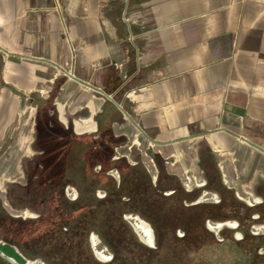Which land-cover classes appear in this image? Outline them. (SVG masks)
I'll return each mask as SVG.
<instances>
[{
  "label": "crops",
  "instance_id": "crops-1",
  "mask_svg": "<svg viewBox=\"0 0 264 264\" xmlns=\"http://www.w3.org/2000/svg\"><path fill=\"white\" fill-rule=\"evenodd\" d=\"M39 100L154 184L264 207V0H0V140Z\"/></svg>",
  "mask_w": 264,
  "mask_h": 264
},
{
  "label": "rangeland",
  "instance_id": "rangeland-1",
  "mask_svg": "<svg viewBox=\"0 0 264 264\" xmlns=\"http://www.w3.org/2000/svg\"><path fill=\"white\" fill-rule=\"evenodd\" d=\"M35 101L29 104V111L22 115L25 122L29 115L32 117L31 130L27 135L28 139L22 151L18 150L19 142L22 139L20 135L22 131H18L15 135L6 139L7 141L0 140V202L9 216L14 218V220L25 223L21 225L20 223L18 225L17 222L14 223V230L19 228L23 231V233L18 234L17 231L16 233L14 232L17 235L15 238L26 236L25 239L28 240L30 245L28 247L29 253L39 256L35 259H30L24 256L18 247L9 244L5 240L7 233L4 227L0 230V247H6L10 250L5 251L2 248L0 250V254H4L2 256L7 258L12 256L20 261L33 264H47L40 254L46 255L50 253L48 255L50 260L61 264H69L70 262L87 264L109 263L113 259V254L109 246L100 238L99 230L113 247L120 249V259L113 264H253L252 256L244 253L236 243V241L242 239V233L238 230V221L226 219L234 215L242 218L244 216L242 207L231 202L232 198L228 193L223 196L225 198L224 207L221 209L220 214L215 216L219 217L221 221L207 220L205 222V227L212 233L217 243L211 244L208 241L200 248H190L176 243L173 241V236H183L181 226L184 220L194 212L195 204L218 203L220 196L216 193L202 192L193 201L179 202L173 198H168V200L161 199L160 195L147 191L144 195L137 194L133 201H128L126 196H122L121 201L124 205L121 208H115L110 205L112 202L109 200L112 199V196L108 195L103 187H110L111 190L113 185L114 187L119 186L121 175L119 170L113 167L116 164L112 163V160L116 156L123 155L126 150L125 148H120L115 151L114 148L113 156L108 159L112 152L110 149L111 141L107 136L100 138L95 135L92 137V148H96V145H98L96 148L97 154L95 155L96 160L99 161L92 163L94 158H92V161L88 160L86 164H84L83 160L78 161L77 164L80 165V168L83 165L85 166L84 169L80 170L81 179L76 181V185H66L63 190L64 197L68 201H75L78 198L82 183L87 182L88 186H90L92 181L98 182L91 196L93 197L92 206L82 211L72 212L69 216L66 215L65 222L60 224V229H56L53 232V228L49 223L50 220L47 218L48 209L46 207H39V209L37 207L30 208L19 199L23 191L21 187L27 184L28 174L34 171L30 169L32 166L31 162L38 154L42 153L36 142L38 105ZM41 118L43 124L39 125V134L48 130H51L56 136L63 131L74 133L71 122L63 124L59 121L58 113L51 103L43 107ZM6 144H11V147H7ZM128 154L131 160L138 159L139 152L136 149H131ZM27 165H29L28 170L26 169ZM121 166L125 172L126 168L122 164ZM148 170L151 172L153 168L149 167ZM35 172L38 174L39 170H35ZM87 184L85 183V185ZM144 187L146 188V186ZM241 198L244 201L239 200L243 203H253L245 196H241ZM106 199L109 202L107 205L106 202L102 203ZM198 199H200L199 203H196ZM132 207L138 210L139 213L126 211ZM41 209L44 210V218L41 217L38 211ZM128 216L137 217L149 224L153 230L152 233H154L151 246L139 239L138 232L133 226V220ZM221 222L227 225H220L216 230L210 228V225H218L217 223ZM89 223L91 226H88ZM126 223L132 228L138 241L134 240ZM247 223L243 220L241 226L246 227ZM92 226L93 228L90 230L89 227ZM248 227L249 231L254 235L264 234V221L253 222ZM38 237L39 240L37 239ZM4 244L7 246H2ZM36 246H39V248ZM52 249L55 250L53 255L51 253ZM101 251L102 255H99ZM258 253L263 254L264 248L259 249ZM0 264L8 263L0 258ZM17 264L21 263L17 262Z\"/></svg>",
  "mask_w": 264,
  "mask_h": 264
},
{
  "label": "trees",
  "instance_id": "trees-1",
  "mask_svg": "<svg viewBox=\"0 0 264 264\" xmlns=\"http://www.w3.org/2000/svg\"><path fill=\"white\" fill-rule=\"evenodd\" d=\"M36 103H38V112L36 117V142L38 143V147L42 153L38 154L36 158L32 160V166L30 169H33L34 171L28 174L27 184L21 187L23 191L19 199L30 208L37 207V209H39V207H46L48 209V212L46 213L47 218L50 220L49 223L53 228V232H55L56 229H60V224L65 222L64 220L66 215L69 216L72 212L75 213L77 210L82 211L83 209H87L92 206L93 197L91 196L95 187L98 185V182L92 181L90 186H88L87 182H85L87 185L82 183V186L80 185L78 198L75 201H68L64 197L63 190L66 185H76V181L81 179L82 176L80 175V170L84 169L85 166L83 165L80 168V165L77 164L78 161L83 160L85 162L84 164H86L88 160L92 161V158H94V162L92 163L99 161L96 160L95 155L97 154L96 148L98 145H96V148H92V135H76L72 132L61 131L62 133L56 136L51 130L44 131V133L42 132L39 134V125L43 124L41 110L45 106L46 102L39 100V102ZM108 129V123L99 121L98 136L100 138L107 136L111 141L110 149L112 153H110L108 157L109 159L111 156H113V149L117 144V141L108 134ZM45 144L46 146H44ZM112 161V163L116 164L113 165V167H116L120 172V183L118 187H114L112 184L113 188H111V190L110 187L103 188L106 190L108 195L112 196V199L109 201L112 202L110 205H113L115 208H121L124 205L121 201L122 196H126L128 201H133L137 194L140 193L141 195H144L147 191H149V193L160 195V197H162L161 199L168 200V198H173L179 202H190L193 201L197 196L196 192H187L174 176L160 172L158 179L154 184L152 183L149 173L142 165L138 164L132 166L128 164L123 158H114ZM121 164L126 168L125 172L123 171ZM28 168L29 165L26 166L27 170ZM35 170H39L38 174L35 172ZM144 186H146V188ZM167 191H173V193L169 195L164 194ZM229 195L232 198L231 202L240 205L244 210L243 218L236 215L226 218L235 219L239 223L238 230L242 233V239L236 241L237 245H239L240 249H242L244 253L252 256L251 258L253 259V264H264V253H258L259 249L264 248V234L254 235L249 231L248 227L253 222L264 221V207H249L243 202L234 198L231 194ZM223 196L224 194H221L220 201L216 204H195L194 212L184 220V223L181 226L183 230V236L178 237L174 235L173 241L190 248H200L208 241H210L211 244L214 242L217 243L212 233L205 227V222L207 220L221 221L219 217L215 216L220 214L221 209L225 205V198ZM107 200L108 199L103 200L102 203L106 202L107 205L109 203ZM38 211L41 217L44 218V210L41 209ZM126 211L139 213V211L135 210L134 207ZM255 213L259 215L258 219L256 220L252 219V215ZM243 220L246 223L248 222L246 227L241 226ZM16 222L18 225L19 223L20 225L25 224L19 220H14V218L9 216L0 202V230L3 229V227L5 228L7 233L5 240L8 241L9 244L18 247L24 256L30 259H35L39 255H31L29 253L28 247L30 245L28 240L25 239L26 236H22V234L21 238H15L17 237L15 234L16 231L17 234L23 233V231L19 228H15V230L13 229V225ZM89 225L90 223L88 226ZM126 226L129 232L132 234L134 240L138 241V238L132 231V228L127 223ZM89 228L91 230L93 226ZM98 233L101 236L100 238L103 239V241L109 246L110 251L113 254L112 261L104 264L117 263V261L120 259V249L113 247L112 244L106 240V237L102 235L101 231L98 230ZM37 239L39 240V237ZM36 247L39 248V246ZM54 252L55 250L52 249V255ZM49 254H40L45 263L61 264L51 261L48 257ZM69 264L87 263L70 262Z\"/></svg>",
  "mask_w": 264,
  "mask_h": 264
},
{
  "label": "bare ground",
  "instance_id": "bare-ground-1",
  "mask_svg": "<svg viewBox=\"0 0 264 264\" xmlns=\"http://www.w3.org/2000/svg\"><path fill=\"white\" fill-rule=\"evenodd\" d=\"M129 218H131L133 220V226L135 227L136 231L140 234L141 238L148 244H152L153 242V234L152 233V229L151 227L149 226L148 223H146V221H143L137 217H134V216H128ZM220 226V224L218 225H210V228L216 230L218 227ZM233 226V225H231ZM95 240V239H94ZM2 246H7V245H2ZM4 248L5 251H9L10 249H7L6 247H2ZM0 247V250L2 249ZM1 255H4L3 253H1ZM99 255H102V251L101 253L99 252ZM9 259L13 262V263H16L19 262L21 264H33V263H30V262H25V261H20L18 258H15V257H12L10 256ZM104 259V258H103Z\"/></svg>",
  "mask_w": 264,
  "mask_h": 264
},
{
  "label": "water",
  "instance_id": "water-1",
  "mask_svg": "<svg viewBox=\"0 0 264 264\" xmlns=\"http://www.w3.org/2000/svg\"><path fill=\"white\" fill-rule=\"evenodd\" d=\"M199 200L200 199H198L197 201H196V203H199ZM217 224H220V225H227V224H223L222 222L221 223H217ZM135 228V227H134ZM138 237H139V239L142 241V242H144L145 244H147V245H152L153 244V242H152V244H148V243H146L142 238H141V236H140V234L138 233ZM0 258L3 260V261H5V262H7L8 264H13L12 262H11V260L9 259V258H7V257H5V256H2L1 254H0Z\"/></svg>",
  "mask_w": 264,
  "mask_h": 264
}]
</instances>
